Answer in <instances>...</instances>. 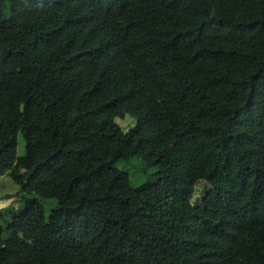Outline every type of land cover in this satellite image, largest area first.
Instances as JSON below:
<instances>
[{"label": "trees", "instance_id": "1", "mask_svg": "<svg viewBox=\"0 0 264 264\" xmlns=\"http://www.w3.org/2000/svg\"><path fill=\"white\" fill-rule=\"evenodd\" d=\"M6 173L0 264H264V0H0Z\"/></svg>", "mask_w": 264, "mask_h": 264}, {"label": "rangeland", "instance_id": "2", "mask_svg": "<svg viewBox=\"0 0 264 264\" xmlns=\"http://www.w3.org/2000/svg\"><path fill=\"white\" fill-rule=\"evenodd\" d=\"M118 121L121 125L122 132L124 133L134 123V119L132 117ZM174 145H177V143H174ZM25 152V140L23 136L19 134L17 153L18 155H23ZM117 167L128 173L129 179L134 186L154 181V176L158 170L157 166L147 165L140 154H136L129 159H121L117 163ZM207 188L208 184L206 182H198L193 198L195 203L196 201L202 199V196ZM22 197L23 192L21 191V186L17 184L8 173L0 176V228L5 229L2 232V236L5 238L10 235L9 231L6 229L7 222L5 221L10 218V214L5 215V213L11 208H22L24 205ZM41 200L45 206V212L48 217L51 211L56 207L57 200L55 198H42ZM3 215L4 217H2Z\"/></svg>", "mask_w": 264, "mask_h": 264}]
</instances>
